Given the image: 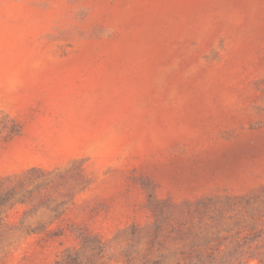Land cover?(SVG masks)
Returning <instances> with one entry per match:
<instances>
[{
  "label": "rangeland",
  "instance_id": "obj_1",
  "mask_svg": "<svg viewBox=\"0 0 264 264\" xmlns=\"http://www.w3.org/2000/svg\"><path fill=\"white\" fill-rule=\"evenodd\" d=\"M192 248L264 264V0H0V264Z\"/></svg>",
  "mask_w": 264,
  "mask_h": 264
},
{
  "label": "trees",
  "instance_id": "obj_2",
  "mask_svg": "<svg viewBox=\"0 0 264 264\" xmlns=\"http://www.w3.org/2000/svg\"><path fill=\"white\" fill-rule=\"evenodd\" d=\"M219 258V259H218ZM247 259H258L257 256H249ZM184 264H246L242 263L237 258L226 259L225 257L214 255L203 256L200 250L192 248L190 253L186 255ZM258 264H263L261 259H258Z\"/></svg>",
  "mask_w": 264,
  "mask_h": 264
}]
</instances>
